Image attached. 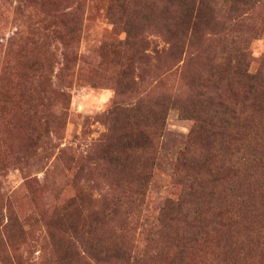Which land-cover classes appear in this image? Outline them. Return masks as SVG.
Masks as SVG:
<instances>
[{
	"label": "rangeland",
	"instance_id": "rangeland-1",
	"mask_svg": "<svg viewBox=\"0 0 264 264\" xmlns=\"http://www.w3.org/2000/svg\"><path fill=\"white\" fill-rule=\"evenodd\" d=\"M114 1L0 0V264H57L62 257L63 264H99L91 256L95 221L101 219L108 236L122 227L121 212L102 218L122 194L141 204L135 206L139 226L119 233L126 247L131 242L144 250L146 240L160 237L143 224L157 221L183 190L177 158L196 143L195 121L183 113L189 94L169 106L151 168L140 151L124 148L113 165L112 144L141 132L163 87L175 95L180 88L189 93L198 62L185 63L164 86L165 58L142 57L169 48L164 17L174 2L133 0L122 8ZM233 1L219 0L221 22L252 10L264 16V0L251 7ZM261 30L251 36L253 72L264 65V22ZM128 31L143 34L150 48L143 50L138 40L130 49ZM146 172L151 173L147 180ZM247 174L239 173L242 182ZM251 181L259 189L254 202L247 198L242 211L229 203L222 207L243 216L236 233L220 235L221 248L204 247L202 241L188 246L185 264H264V177L256 185ZM185 211L168 217L184 220ZM231 240L235 250H223Z\"/></svg>",
	"mask_w": 264,
	"mask_h": 264
},
{
	"label": "trees",
	"instance_id": "trees-1",
	"mask_svg": "<svg viewBox=\"0 0 264 264\" xmlns=\"http://www.w3.org/2000/svg\"><path fill=\"white\" fill-rule=\"evenodd\" d=\"M114 2L122 8L133 4V0ZM169 2H174L171 6L174 10L168 9L164 17L166 34L163 35L169 48L154 50L155 57L151 58L143 53L142 58H148L144 59L147 62L165 58L163 65L168 68L163 66L160 76L164 86L170 74L182 73L187 62H193L191 67L198 62V68L189 77L191 90L188 93L180 88L175 95L171 89L163 87L158 108L145 114L141 132L127 135L124 143L119 139L112 144V163L116 164L119 150L124 148L128 153L140 151L144 164L151 168L158 158L161 139L167 128L168 108L179 96L189 94V107L183 113L195 121L193 137L196 143L181 151L177 158L178 172L183 174L180 195L167 202L165 212L157 221L146 220L143 224L160 239L150 237L144 250H137L131 242L126 247L119 231L128 232L139 226L135 206L139 207L141 200L137 198L130 202V197L122 194L113 198L110 206L104 209L102 218H111L121 212L125 215L123 226L108 236L101 219L95 221V254L91 256L99 264H185L190 245L202 241L204 247L215 245L221 248L223 239L220 235L228 233L231 238L243 218L241 214L232 213V209H222L223 205L229 203L242 211L247 198L254 202L259 191L253 188L251 179L256 185V179L261 175L264 177V65L256 72L251 69L256 61L251 51V36L261 34L264 16L252 10L230 14L221 22L215 9L219 0ZM233 3L251 7L260 0H234ZM127 35L130 49L139 44L138 40L143 50L150 48L149 41L140 32L128 31ZM183 61L184 65L180 67ZM173 69L176 71L172 72ZM241 172L248 173L246 182L240 179ZM149 176L151 173L146 172V180ZM250 207H253L252 203ZM184 211V220L168 217L182 215ZM167 232L171 236L170 243L163 237ZM236 247L235 240H231L222 249L234 251ZM65 260L62 257L57 264H63Z\"/></svg>",
	"mask_w": 264,
	"mask_h": 264
}]
</instances>
